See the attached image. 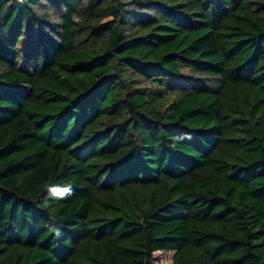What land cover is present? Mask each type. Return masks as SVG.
<instances>
[{"label":"trees","instance_id":"trees-1","mask_svg":"<svg viewBox=\"0 0 264 264\" xmlns=\"http://www.w3.org/2000/svg\"><path fill=\"white\" fill-rule=\"evenodd\" d=\"M157 252L264 264V0H0V264Z\"/></svg>","mask_w":264,"mask_h":264},{"label":"clouds","instance_id":"clouds-1","mask_svg":"<svg viewBox=\"0 0 264 264\" xmlns=\"http://www.w3.org/2000/svg\"><path fill=\"white\" fill-rule=\"evenodd\" d=\"M73 193V185L70 182L64 184L45 183L43 185V204L47 207L49 201L65 200ZM50 223L47 225L49 231L56 237L62 235L59 221L54 217H50Z\"/></svg>","mask_w":264,"mask_h":264},{"label":"rangeland","instance_id":"rangeland-1","mask_svg":"<svg viewBox=\"0 0 264 264\" xmlns=\"http://www.w3.org/2000/svg\"><path fill=\"white\" fill-rule=\"evenodd\" d=\"M22 63L20 62V65ZM171 252H157L153 255L152 264H170Z\"/></svg>","mask_w":264,"mask_h":264}]
</instances>
